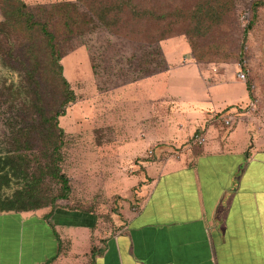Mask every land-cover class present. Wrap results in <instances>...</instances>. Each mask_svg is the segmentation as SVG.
Segmentation results:
<instances>
[{
	"label": "rangeland",
	"instance_id": "rangeland-1",
	"mask_svg": "<svg viewBox=\"0 0 264 264\" xmlns=\"http://www.w3.org/2000/svg\"><path fill=\"white\" fill-rule=\"evenodd\" d=\"M20 1L29 9L43 8L58 32L63 77L76 100L58 118L64 132L59 165L71 192L56 207L91 214L86 221H72L75 227L77 221L80 227L91 222L83 228L90 229L93 243L125 230L160 175L161 163L187 152L199 154L207 142L192 143L195 135L222 140L227 147L228 136L235 134L249 140L240 142L244 148L264 150V7L247 41L243 38L252 5L264 0H136L142 12L163 17L134 21L125 15L112 29L89 22L86 29L76 26L73 35L64 28L60 9L73 4L87 12L80 0ZM83 1L100 6L115 0ZM2 8L0 0V24L6 23ZM21 23L3 27L9 40L0 34V156L18 152L17 128L39 124L33 104L56 112L63 102L64 85L49 65L43 37ZM203 89L213 95V108H200L196 96ZM203 120L211 124L207 130L199 129ZM30 137V147L22 150L32 163L30 171L38 172L46 163L42 136L32 130ZM40 188L50 200L61 194L50 179ZM177 228L162 232L184 230Z\"/></svg>",
	"mask_w": 264,
	"mask_h": 264
},
{
	"label": "crops",
	"instance_id": "crops-1",
	"mask_svg": "<svg viewBox=\"0 0 264 264\" xmlns=\"http://www.w3.org/2000/svg\"><path fill=\"white\" fill-rule=\"evenodd\" d=\"M199 94L200 108H213V95ZM236 136L227 147L210 138L197 156L161 163L125 230L98 244L87 224L73 225L79 213L0 214V264H264V150Z\"/></svg>",
	"mask_w": 264,
	"mask_h": 264
},
{
	"label": "trees",
	"instance_id": "trees-1",
	"mask_svg": "<svg viewBox=\"0 0 264 264\" xmlns=\"http://www.w3.org/2000/svg\"><path fill=\"white\" fill-rule=\"evenodd\" d=\"M80 1L83 3L82 6L86 7L87 12L83 11L81 14L77 8L79 5L75 6L73 4H64L60 9L62 13V24L70 35L75 34L77 30L75 28L76 26H79L78 30L86 29L89 22L95 21L105 28L112 29L119 24L121 18H124L125 15H128L134 21L145 17L155 20L163 17L157 16L153 12H142L136 0H115L114 2L100 6H95L90 3L87 6L83 0ZM263 7V1L255 2L252 5L253 19L245 26L244 41H247L250 31L254 27L259 8ZM2 11L6 23L12 25L17 24L21 20V24L28 31H36V33L43 37L49 65L53 67L62 79L64 90L61 94L63 102L60 104V111L53 112L51 109H46L47 106L44 108L37 103L33 104L36 113L39 114V124L37 126L29 125L17 128L13 144L15 147L14 151L18 152H15L14 155L0 156V214H19L50 207V212L45 215L47 219H50L57 211L56 202L66 200L71 192L70 180L62 172L59 165L63 160L61 149L64 146L62 139L64 132L58 128V118L66 114V107L76 100V96L69 82L63 77V67L60 63L63 55L57 43L58 32L56 34L51 29V24L47 20L49 18L46 16L45 10L43 8L29 9L20 0H3ZM198 15L197 13V17ZM77 16H79L78 19H76ZM73 20H75L73 22L74 25L71 23ZM6 23L3 22L0 24V34L5 35L7 40H9V37L6 35L8 31L3 28ZM232 108L231 106L225 110L228 111ZM236 114L232 113V116L234 117ZM32 130L42 136L41 157L46 161L43 166H39L38 172L30 171L32 163L28 160L26 154L23 153V150L29 148L31 145L32 139L30 134ZM21 150L22 152H20ZM49 179L60 185L61 191V194L54 196L51 200L47 195L43 194L40 188L43 182ZM20 183H22V187L18 190L16 189L12 194L6 192L12 189L13 185H20ZM69 212L79 213L83 219L91 215L85 212Z\"/></svg>",
	"mask_w": 264,
	"mask_h": 264
},
{
	"label": "built area",
	"instance_id": "built-area-1",
	"mask_svg": "<svg viewBox=\"0 0 264 264\" xmlns=\"http://www.w3.org/2000/svg\"><path fill=\"white\" fill-rule=\"evenodd\" d=\"M239 77L241 80L245 81L246 80V74L245 73H241L239 74ZM227 125H229V121L226 122ZM195 140H193L195 143L197 144H204L206 142V138L203 135H195Z\"/></svg>",
	"mask_w": 264,
	"mask_h": 264
}]
</instances>
